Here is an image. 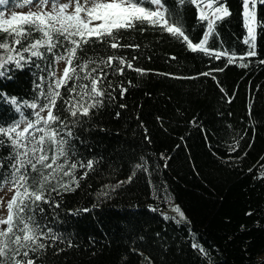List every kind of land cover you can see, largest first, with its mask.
<instances>
[{"label": "trees", "instance_id": "obj_1", "mask_svg": "<svg viewBox=\"0 0 264 264\" xmlns=\"http://www.w3.org/2000/svg\"><path fill=\"white\" fill-rule=\"evenodd\" d=\"M162 3L169 23L179 21L189 40L199 43L208 21L200 18L197 6ZM218 4L229 15L213 20L204 46L222 54L219 59L194 53L182 39L147 25L118 38L120 44L138 48L96 44L78 51L97 61L122 56L133 69L125 67L123 75L105 69L104 86L112 82L114 99L105 97L104 106L86 122L74 127L69 122V163H77L73 175L79 187H57L71 182L63 173L46 185L50 203H41L43 212L36 210L35 220L58 239H42L46 248L37 264H264V3L258 0L254 8L253 37L244 25L242 0ZM50 60V55L34 57V63L11 65L0 76V126L22 119L11 98L24 117L34 119L24 102L43 100L37 85L47 90L43 69ZM119 86L127 89L123 96ZM61 92L67 98L66 90ZM61 103L55 114L64 119ZM9 153L8 147L0 148V176L8 171ZM89 160L92 169L79 166ZM138 164L143 167L137 169ZM130 176L122 189L114 187ZM170 202L184 214L182 220L164 216Z\"/></svg>", "mask_w": 264, "mask_h": 264}, {"label": "snow or ice", "instance_id": "obj_2", "mask_svg": "<svg viewBox=\"0 0 264 264\" xmlns=\"http://www.w3.org/2000/svg\"><path fill=\"white\" fill-rule=\"evenodd\" d=\"M12 2L17 7H27L29 11L12 12L7 18L5 12L0 11V36L4 37L0 41V76L7 75L11 70L9 65L23 68L27 63H34V57L47 59L50 55L51 60L43 69L47 72L49 81L47 90L37 85L39 97H43V100L30 104L24 102V107L33 110L32 115L35 119L24 117L17 99L11 98L9 103L16 105L22 119L7 127L0 126V148L10 149L6 158L9 161L8 171L0 176V190L7 187L14 193L9 200L0 196V208L6 205L8 211L6 218H0V225H6L0 227V264H37L46 248L42 239L51 241L58 239L55 234L50 235L51 229L43 231L35 220V211L43 212L41 203H50L45 196L46 185L50 184L58 173H63V176L70 177L71 182H58L57 187L63 188L64 191L74 190L72 183L79 187V180L73 175L77 163H69L70 143L73 137L69 122L73 127L86 122L84 118H90L93 110L104 106L105 97L109 102L114 99L109 89H117L113 88L112 82L109 80L106 87L104 86L109 75L105 69H111V74L119 75L124 74L125 67L133 69L132 61L122 56L113 54L106 58L100 57L97 61L91 57L82 58L77 54L78 51L83 52L86 47L90 48L96 44L106 45L110 49L138 48L139 45L120 44L118 38L123 31L147 25L159 27L161 31L182 39L194 53L202 52L216 59L222 54H216L204 46L207 35L213 29L212 21L208 22V33L205 34V38L193 44L182 27L178 26L179 21L169 23V10L164 7L162 0H18V2L12 0ZM216 2L219 3V0ZM257 2L258 0H242L250 35L253 31L251 24L255 20V12L249 10V5L255 8ZM259 2L264 3V0ZM8 3L9 0H0V5ZM177 3L180 6L186 3L199 6L200 0H177ZM208 7L211 8L212 5L209 4ZM221 13L223 16L229 15L228 9L222 5L215 9L217 19H222ZM200 18L202 20L207 18L203 11ZM141 30H144L143 27ZM37 36L38 38H34ZM17 45L20 47L17 48ZM25 53L28 55L25 56ZM248 55L254 56L255 52L250 50ZM135 59L137 57H132V60ZM61 61L65 66L62 74L57 76L53 65ZM36 67H39V64ZM134 70L138 74H145L143 69ZM39 79L43 82L46 77L41 76ZM62 88L67 92V98L62 94ZM118 91L120 96H123L127 89L119 86ZM3 96L4 94L0 93V98ZM58 101L62 102L61 111L66 113L64 119L55 114ZM45 112L46 115H42ZM79 166L92 169L93 161L89 160L86 165L81 162ZM135 167L139 169L143 166L138 164ZM3 168V160H0V169ZM33 173L36 175L33 176ZM87 174L85 172L80 179ZM132 175L134 176L135 172ZM131 179L132 176L114 187L118 188L125 182H131ZM33 185L36 186L35 190ZM57 187H53L51 191H57ZM102 195L106 196L107 193ZM56 207H59L58 203ZM173 210L184 218L178 206ZM83 211L87 212L89 209L85 208ZM193 247L199 248L198 245ZM199 251L203 253L204 249L199 248ZM30 253L33 255L30 256Z\"/></svg>", "mask_w": 264, "mask_h": 264}, {"label": "rangeland", "instance_id": "obj_3", "mask_svg": "<svg viewBox=\"0 0 264 264\" xmlns=\"http://www.w3.org/2000/svg\"><path fill=\"white\" fill-rule=\"evenodd\" d=\"M17 2H18V0H17ZM209 4L212 5L211 8L208 7ZM221 5L218 4L216 1H213V0H200V4H199V6H197L198 15L201 17V12L203 11L205 13L206 17H207L206 18L207 21L208 22L209 21L213 22V20L215 18H217L216 15H215V9L217 7H220ZM249 10L250 11H254V8L252 7L251 4L249 5ZM0 11L5 12L6 18H7L8 16L11 15L12 12H17V13H19V12H27V11H29V9L27 7H24V8L17 7L15 3L9 1V3L7 5H4L2 8H0ZM220 15H223V14L221 13ZM243 19H244V25H245V28L247 30L248 37H253L254 36V32H255V20L251 24V27H252L253 31H252V33L250 35L249 32H248V21L246 20V18L244 16V8H243ZM206 33H208V26H207L205 34ZM205 34H204L202 39L205 38ZM64 66H65V63L63 61H61V62H59L57 64V70H56L57 76L62 74ZM8 67L11 69V65H9ZM42 115H46V112L42 113ZM34 119H35V117H34ZM22 126L23 125H21V127ZM123 186L124 185H121L118 188L122 189ZM13 194H14L13 191H9L7 187H5L3 190H0V196L4 197L5 200L11 199ZM174 207H176V205L173 202H170L168 208L163 212L164 216L167 217V218L168 217H172L175 220H182L183 218H181L180 215L173 210ZM7 215H8V211H7V208H6V205H5L3 208H0V218H6ZM1 226L4 227L5 225H1Z\"/></svg>", "mask_w": 264, "mask_h": 264}]
</instances>
